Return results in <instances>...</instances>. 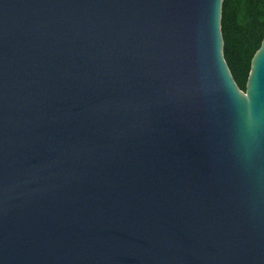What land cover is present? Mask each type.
I'll return each instance as SVG.
<instances>
[{"label":"water","instance_id":"1","mask_svg":"<svg viewBox=\"0 0 264 264\" xmlns=\"http://www.w3.org/2000/svg\"><path fill=\"white\" fill-rule=\"evenodd\" d=\"M225 0H0V264H264V41Z\"/></svg>","mask_w":264,"mask_h":264},{"label":"trees","instance_id":"2","mask_svg":"<svg viewBox=\"0 0 264 264\" xmlns=\"http://www.w3.org/2000/svg\"><path fill=\"white\" fill-rule=\"evenodd\" d=\"M222 35L226 63L245 92L252 60L264 41V0H225Z\"/></svg>","mask_w":264,"mask_h":264}]
</instances>
